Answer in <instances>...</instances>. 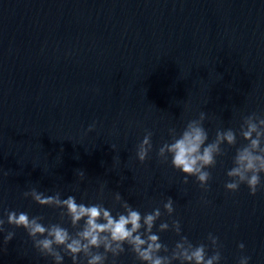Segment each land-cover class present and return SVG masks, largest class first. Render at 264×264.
<instances>
[{"label":"clouds","instance_id":"obj_1","mask_svg":"<svg viewBox=\"0 0 264 264\" xmlns=\"http://www.w3.org/2000/svg\"><path fill=\"white\" fill-rule=\"evenodd\" d=\"M206 118L207 114L201 111L198 118L189 120L179 134L175 128H170L171 142H165L157 152L162 163H167L171 157V166L184 174V184L189 182L188 177H195L205 191L211 179V173L206 169L215 167L217 157L225 155L222 145L232 147L237 144V132L231 128L218 129L215 138L207 142L208 132L203 126ZM94 127L95 122L89 125L87 131H92ZM152 135L150 130H146L142 141L137 145L136 156L141 163L152 150ZM239 136L247 143L236 148L233 167L226 173L230 179L225 183V188L236 192L244 184L248 187L249 194L255 196L258 190L264 189L261 179V174L264 173V117L255 113L244 117ZM78 175L83 179L85 172L80 170ZM23 195L26 198L31 197L40 206L60 209L61 220L67 217L75 231L70 232L61 223H50L46 226L41 222L43 216L30 217L27 212L6 210L7 220L0 218V232L6 231L5 223L15 228H23L33 241L35 249L42 256L51 257L54 264H63L65 255L71 258L72 264H105L109 254L115 264V258L125 252V245L141 264H173V261H179V264H219L222 260V245L218 236L208 233V244L194 245L187 236L181 235L178 219H172L171 224L167 221L159 224V232L171 230L180 236L170 254L160 255L161 252L169 253V248L160 242V237L153 233V228L163 213L155 208L142 215L138 209L124 201L119 192L114 194V201L124 211L116 216L102 203L85 205L77 203L74 196L61 199L59 192L45 196L43 192L32 188ZM163 208L171 217L175 211L171 197H168ZM14 236L13 231H7L3 238L4 245L12 241ZM209 246L212 249L210 256ZM238 248L243 252L245 245L240 243ZM249 260V256L241 255L237 264H249Z\"/></svg>","mask_w":264,"mask_h":264}]
</instances>
